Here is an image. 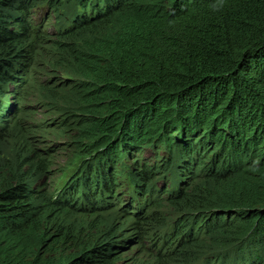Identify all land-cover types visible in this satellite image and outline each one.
I'll use <instances>...</instances> for the list:
<instances>
[{"label": "trees", "instance_id": "obj_1", "mask_svg": "<svg viewBox=\"0 0 264 264\" xmlns=\"http://www.w3.org/2000/svg\"><path fill=\"white\" fill-rule=\"evenodd\" d=\"M26 3L0 0V57L37 30ZM72 9L76 31L111 21L114 32L94 48L65 47L80 52L75 61L84 81L76 87L80 113L74 116L81 117L78 129L95 142L99 160L85 184L77 181L63 195L62 205L73 207L81 190L77 203L94 210L92 191L111 194L117 155L123 161L145 146H164V162L174 155L181 178L184 162L190 174L199 152L210 150L208 159L225 172L198 195V206H207L208 216L237 218L225 234L233 242L247 239L240 250L264 246V0H72ZM12 62L0 58V80H9L8 69L25 67ZM0 119L1 132L5 115ZM152 170L137 179L146 204L157 195L143 189ZM99 172L103 183L93 179ZM30 191L20 182L0 187V264H107L117 256L112 244L79 242L74 230L34 206ZM256 258L242 264H264L261 251Z\"/></svg>", "mask_w": 264, "mask_h": 264}, {"label": "rangeland", "instance_id": "obj_2", "mask_svg": "<svg viewBox=\"0 0 264 264\" xmlns=\"http://www.w3.org/2000/svg\"><path fill=\"white\" fill-rule=\"evenodd\" d=\"M60 1L66 0H27L26 5L32 4L33 9L26 21L37 30L33 37L19 46L15 44L0 57L13 61V65L25 63L23 68L7 70L5 78L9 80H0V117L5 115L0 132V187L19 182L28 186L34 194V206L53 222L74 230L79 242L89 241L92 247L112 244L117 256L107 264H242L260 260L255 259L256 250L264 259V246L248 253L240 250L247 239L233 242L225 234L229 231L225 226L236 217L220 212L216 214L221 217L208 216V207L198 206V195L215 187L216 173L225 172L222 165L208 159L210 150L199 152L190 174L184 162L181 178L176 174L174 155L164 162V146H145L142 153L129 158L125 155L123 161L117 155L114 167L108 166L114 175V195L102 196L103 190L91 193L98 196L89 200L97 211L81 209L77 203L81 190L73 207L62 205L63 195L77 181L85 184L89 168L99 160L95 142L86 141L78 129L81 117L74 116L80 113L76 111L80 110L81 89L76 87L84 81L75 61L80 52L67 53L65 47L94 48L110 39L114 31L109 28L111 21L88 31H76L71 26L76 17L72 0ZM42 7L48 10L43 12ZM5 17L10 15L5 13ZM18 54L20 58L15 59ZM14 102L17 108L11 115ZM143 169H153L144 191L157 192L147 204L138 192L137 179ZM95 178L103 183L104 174L99 172ZM132 182L137 187L132 188ZM183 192L184 202H177L176 196ZM104 199L101 210L96 204Z\"/></svg>", "mask_w": 264, "mask_h": 264}]
</instances>
